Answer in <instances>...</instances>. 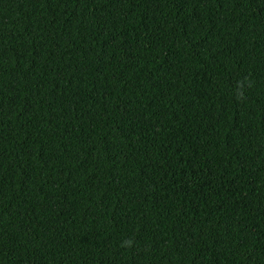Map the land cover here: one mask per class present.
<instances>
[{"label":"trees","instance_id":"1","mask_svg":"<svg viewBox=\"0 0 264 264\" xmlns=\"http://www.w3.org/2000/svg\"><path fill=\"white\" fill-rule=\"evenodd\" d=\"M0 264H264V0H0Z\"/></svg>","mask_w":264,"mask_h":264},{"label":"clouds","instance_id":"2","mask_svg":"<svg viewBox=\"0 0 264 264\" xmlns=\"http://www.w3.org/2000/svg\"><path fill=\"white\" fill-rule=\"evenodd\" d=\"M249 86H251V85H249ZM240 98H243V94L242 93L240 94ZM128 243L130 244L131 242L129 241Z\"/></svg>","mask_w":264,"mask_h":264}]
</instances>
